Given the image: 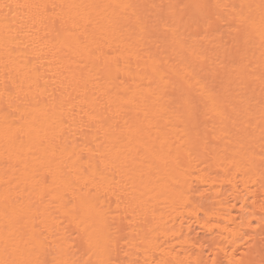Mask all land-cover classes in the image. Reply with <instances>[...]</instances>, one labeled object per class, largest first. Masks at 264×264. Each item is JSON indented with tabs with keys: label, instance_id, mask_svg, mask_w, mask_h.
Segmentation results:
<instances>
[{
	"label": "bare ground",
	"instance_id": "bare-ground-1",
	"mask_svg": "<svg viewBox=\"0 0 264 264\" xmlns=\"http://www.w3.org/2000/svg\"><path fill=\"white\" fill-rule=\"evenodd\" d=\"M262 33L264 0H0V264H264Z\"/></svg>",
	"mask_w": 264,
	"mask_h": 264
},
{
	"label": "snow or ice",
	"instance_id": "snow-or-ice-1",
	"mask_svg": "<svg viewBox=\"0 0 264 264\" xmlns=\"http://www.w3.org/2000/svg\"><path fill=\"white\" fill-rule=\"evenodd\" d=\"M10 7V5H5ZM197 7H207V5H197ZM216 8H227L228 5H215ZM221 16L216 15L215 20L209 18L206 20V27H212L216 21H220ZM229 35L236 39L241 33H245L251 28V17L244 14L241 10L232 14L231 21L228 22ZM264 35V33H262ZM202 60H206V56H201ZM225 99L222 98L221 93L213 86H205L200 93V99L188 98L184 101L187 115L194 121H198L201 115H204L207 119H211L213 116L223 118L225 116ZM203 106V112L200 110V106ZM223 132V129H221ZM216 136L213 135L211 140H215ZM211 140L205 137V144L211 143Z\"/></svg>",
	"mask_w": 264,
	"mask_h": 264
}]
</instances>
